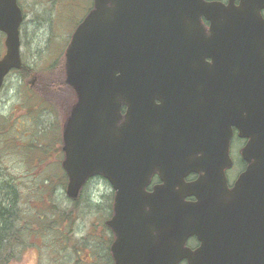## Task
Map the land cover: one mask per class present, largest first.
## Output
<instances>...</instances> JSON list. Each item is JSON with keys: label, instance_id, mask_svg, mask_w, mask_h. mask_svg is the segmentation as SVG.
<instances>
[{"label": "water", "instance_id": "water-1", "mask_svg": "<svg viewBox=\"0 0 264 264\" xmlns=\"http://www.w3.org/2000/svg\"><path fill=\"white\" fill-rule=\"evenodd\" d=\"M262 8L264 0H93L73 31L65 81L77 99L63 126L61 166L71 197L94 174L115 187V264L182 258L187 264H264ZM200 16L209 21L208 33ZM21 19L16 0H0V86L10 68L21 66ZM205 56L212 59L203 64L205 81L211 100L221 92L222 119H202L200 110L204 126L192 130L187 69L191 59L196 69ZM122 68L126 95L118 85ZM160 81L162 87L153 86ZM120 98L128 105L124 120ZM231 125L246 138L240 150L246 165L228 188L223 169ZM190 171L202 174L187 182ZM153 172L161 182L145 191ZM189 195L195 200L185 199ZM191 235L199 241L193 250L184 245Z\"/></svg>", "mask_w": 264, "mask_h": 264}, {"label": "rangeland", "instance_id": "rangeland-1", "mask_svg": "<svg viewBox=\"0 0 264 264\" xmlns=\"http://www.w3.org/2000/svg\"><path fill=\"white\" fill-rule=\"evenodd\" d=\"M18 2L24 14L20 53L25 68L10 71L0 88V181H8L17 195L8 216L16 214L18 231L12 246H0V264H85L76 260H89L86 253L93 246L88 238L84 244L74 241L79 222L69 223L72 229L65 233L61 228L69 204L58 182L63 173L60 126L72 100L62 81V53L90 0ZM3 37L0 32V54ZM57 82L65 93L48 90ZM58 216L57 222L49 221Z\"/></svg>", "mask_w": 264, "mask_h": 264}, {"label": "flooded vegetation", "instance_id": "flooded-vegetation-1", "mask_svg": "<svg viewBox=\"0 0 264 264\" xmlns=\"http://www.w3.org/2000/svg\"><path fill=\"white\" fill-rule=\"evenodd\" d=\"M225 2L224 0H222ZM237 1V0H234ZM201 24L204 30H207L208 22L201 17ZM169 58L160 59V61H164ZM200 65L195 69L194 67V59H191L190 68L187 69L188 80L185 83V87L187 88V101L192 103L193 106L190 108V116H191V128L194 130L195 127L204 126V122L200 120L199 112L201 110L202 119H209L210 115H215L216 111L217 116L212 118V121L221 120V101L219 99L220 90H216L214 92V99L210 98V90L208 87L207 81H205L204 74V63H210L211 58L209 56L200 57L198 59ZM161 71V70H159ZM126 77V80L124 78ZM127 74L124 68H122V88L129 87V81L127 79ZM219 84V82H218ZM152 85V84H150ZM167 87H177L175 83H166L164 84ZM154 87H162V81L153 85ZM128 92V91H127ZM161 92L159 91V96ZM156 103L160 102L158 97L154 100ZM120 120H124L125 113L127 109V103L123 98H120ZM198 105L196 107L195 105ZM209 104H212L211 114L209 115ZM207 105V106H206ZM231 134L229 139V156L231 158V165L225 169V176L228 182V185H231L233 179L236 175L244 168L245 163L240 157V149L244 143V139L239 137L238 131L235 126H230ZM198 176V173L191 172L186 176L187 180H193ZM62 191L65 190V184L67 179H63ZM159 182V178L156 174H153L150 179L148 185L145 189L150 190L152 185ZM91 184V186H90ZM96 184V186H93ZM65 199L68 201V209L65 210L64 215H60L61 218L67 217L62 221L61 228L66 231H70L72 226L69 223H77L76 225L79 228V234L75 236L74 241H80L82 244L86 243L91 244L93 246L92 252L87 250V256L89 260L84 261V257H80L79 260H76V263L79 261L85 262V264H114V256L112 252V245L115 241V232L113 228V216H114V197H115V188L111 184L110 180L102 177V176H94L88 178L85 183L80 187V191L78 192L76 197H67L65 191L63 192ZM84 196L85 198H81ZM81 200L82 203H81ZM75 207H80L79 209ZM89 208V209H88ZM88 209V210H86ZM7 210H0V213H5ZM54 217L53 219H49L51 222H57L58 218ZM0 226L5 230L10 229L8 232L3 235V239L1 245H11L15 242V238L17 236L18 231V218L16 214H13L6 218L0 217ZM60 228V227H59ZM80 228L85 229V233L80 230ZM8 237V238H7ZM185 264V261L182 262Z\"/></svg>", "mask_w": 264, "mask_h": 264}, {"label": "trees", "instance_id": "trees-1", "mask_svg": "<svg viewBox=\"0 0 264 264\" xmlns=\"http://www.w3.org/2000/svg\"><path fill=\"white\" fill-rule=\"evenodd\" d=\"M6 185H9V188H7ZM16 196L17 195L15 191L11 189L8 181H0V210H7V212L5 213H0L1 218H6L10 210H13V207L16 205ZM8 231H10L9 227L8 230H5L0 226V246L3 239V235H5Z\"/></svg>", "mask_w": 264, "mask_h": 264}]
</instances>
